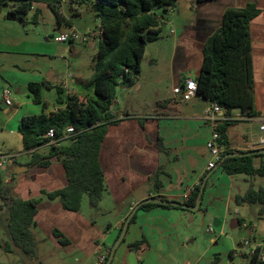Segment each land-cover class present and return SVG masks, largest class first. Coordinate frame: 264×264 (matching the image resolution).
I'll list each match as a JSON object with an SVG mask.
<instances>
[{"label": "crops", "instance_id": "1", "mask_svg": "<svg viewBox=\"0 0 264 264\" xmlns=\"http://www.w3.org/2000/svg\"><path fill=\"white\" fill-rule=\"evenodd\" d=\"M247 4H254L259 10L249 25L254 109L258 115L248 118L239 110H232L225 117L222 111L217 121L232 122L226 133L229 146L237 151L252 150L249 147L259 136V126L264 121V0H178L176 6L165 13L176 15L178 25L163 33V18L161 35L151 43L162 48V51L151 55L152 61L161 59L170 67V96L166 98L155 93L152 104L143 100L135 108L133 103L128 102L134 109L128 106L123 109L121 101L115 96L111 112L117 122L107 127L98 154L105 192L97 208L84 212L81 205L79 212H70L58 200L49 201L40 196L41 190L48 192L66 185L64 170L57 161L47 168L32 167L14 176L6 172L4 182L12 183L14 193L20 198L41 197L32 227L36 249L43 251L44 247L62 251L72 258L67 264H97L100 248L110 249L119 236L125 218L138 203L158 196L169 201L185 202L184 195H190L202 178L205 175L208 178L219 166L217 164L214 169H206L209 155L205 143L212 128L210 121L204 120L202 114L211 103L199 96L179 102L172 89L199 74L202 48L220 26L223 12ZM60 13L67 20L62 10V0ZM75 13L80 11L75 10ZM67 21L73 28V23ZM169 24L171 26V21ZM146 48L147 45L145 52ZM151 81V87L152 84L162 83L159 76ZM142 83L145 84V81L137 78V90L131 98L138 97L136 94L142 88ZM119 89L121 93L125 92L124 87ZM67 92L81 96L87 94L69 89ZM42 101L46 104L44 98ZM56 108L57 105L44 111L49 113ZM43 147L38 148L37 152L44 153L39 151ZM261 162H264V157L253 159L255 167ZM189 212L187 209L159 206L137 209L110 264H139L140 256L149 252L160 261L168 253L177 251L183 241L188 240L187 237L183 238L187 233L185 230L181 233V225L191 220ZM54 229L68 239V245L60 246L57 243L52 235ZM143 239L146 246L140 250L128 248V244Z\"/></svg>", "mask_w": 264, "mask_h": 264}, {"label": "trees", "instance_id": "2", "mask_svg": "<svg viewBox=\"0 0 264 264\" xmlns=\"http://www.w3.org/2000/svg\"><path fill=\"white\" fill-rule=\"evenodd\" d=\"M7 1L16 2L7 16L8 19L22 20L35 4L42 3L57 22L65 21L71 26L60 13L61 0H3L4 3ZM177 1L68 0L69 4L87 6L94 12L95 18L99 21L101 37L93 56V75L85 84L91 88L89 95L66 94L60 86L46 81L28 84L32 102L42 105V111L21 117L17 126L22 150L30 156L23 166L28 171L32 167L47 168L52 162L57 161L61 164L66 177V185L48 192L41 190L40 196L49 201L58 200L67 211L79 212L82 198L86 195L90 208H97L105 192L98 154L107 127L117 122L111 112L116 91L119 87L135 83L140 73L146 45L161 35L164 17L158 14L156 9L165 14L176 6ZM38 12L36 9L31 17L32 23H37ZM258 13L259 10L254 4L226 9L220 26L202 48L199 74L194 78H188L196 84V96L220 106L225 117L229 116L232 110H239L248 118L258 115L254 109V78L249 32L250 22ZM52 87L58 94L57 108L46 113L44 110L47 107L42 101L41 89ZM83 98L85 103L82 102ZM231 124L232 122L228 120L217 123L219 143L228 145L226 133ZM68 126L73 128L75 134L64 138ZM49 129L54 130L57 138H62L58 146L48 144V139L43 137ZM43 146L48 147V150L44 153L37 152L38 148ZM252 150L228 151L217 164L228 175L264 177V162L257 167L253 165V159L264 157V153L228 156L234 153L245 154ZM14 164L21 166L15 161ZM7 171L8 175H16L10 169ZM200 184L191 191L188 200L182 202L183 204L195 205L198 196L201 201L203 192L199 195ZM13 189L12 183L7 184L0 179V200L7 210L6 227L9 236V241L3 244V248L7 253H21L28 258H34L37 242L32 227L35 224L34 218L41 197L22 199ZM154 198L169 202L161 196ZM242 201L249 204L259 203V214H264V190L261 188L256 190L250 185L242 196L235 197L237 204ZM153 206L178 208L169 204L145 203L138 209ZM134 217V215L131 217L129 223L133 222ZM52 235L60 246L69 244L68 239L57 229L53 230ZM144 246H146L144 239L128 244V248L133 251ZM258 251L259 247H256L254 254L248 256L246 262L241 264H258ZM232 254V251L228 254L230 259Z\"/></svg>", "mask_w": 264, "mask_h": 264}, {"label": "rangeland", "instance_id": "3", "mask_svg": "<svg viewBox=\"0 0 264 264\" xmlns=\"http://www.w3.org/2000/svg\"><path fill=\"white\" fill-rule=\"evenodd\" d=\"M63 1V13L80 35L91 33L99 27V21L90 8L69 4L68 0H65V3ZM15 4L14 1L4 3L0 0V151L4 155L13 156L12 160L23 166L30 156L22 150L17 126L21 117L42 111V105L32 102L28 84L40 81L57 86L66 84L69 91L77 90L89 95L91 88L86 87L85 84L94 72L93 56L97 49V41L58 42L57 38L67 34L72 27L65 21L57 22L42 3L36 4L22 20L8 19L7 16ZM36 9L39 11L37 23H32L31 17ZM75 10H79L80 13H75ZM156 12L165 18L163 33L164 30H171L178 25L176 15L163 14L160 9H156ZM169 21L172 23L171 26ZM151 43L153 42L147 44L141 62V73L137 77L145 81L136 94L138 97L131 98L137 90L136 81L131 85L122 86L125 88L124 93H121L119 88L116 91L115 96L121 101L123 109L127 106L134 109L143 100L152 104L155 93L166 98L170 96V67L161 59L152 61L151 55L162 51V48H158L156 46L158 44L152 46ZM155 76H159L162 83L152 84L151 87L149 84ZM4 90L9 92L7 102L2 97ZM87 94L83 95L87 96ZM57 96L54 87L41 89V97L46 101L47 110L56 107ZM128 102L133 103L134 108ZM47 150L48 147L39 149L40 152ZM4 166L5 170L0 168V179L3 181L9 169L7 163ZM250 185L256 190L259 188L264 190V177L228 175L221 166H217L204 185L200 209L189 212L191 220L181 225V233L184 230L187 233L183 238L187 237L188 240L184 243L181 239L183 245L181 244L177 251L168 253L160 261L150 252L140 256L139 264L245 263L250 254L244 243L249 241L252 245H257L264 241V214H259L260 204L235 202V197L242 196ZM81 205L84 212L90 208L86 195L83 196ZM6 218L7 210L0 200V264H67L72 259L62 251L44 247L43 251L36 249L34 258H28L21 253L5 252L3 244L9 241ZM214 220L220 222L218 227L213 226ZM210 228L212 232H208ZM231 251L232 259L228 257ZM73 264L77 263L73 262Z\"/></svg>", "mask_w": 264, "mask_h": 264}, {"label": "built area", "instance_id": "4", "mask_svg": "<svg viewBox=\"0 0 264 264\" xmlns=\"http://www.w3.org/2000/svg\"><path fill=\"white\" fill-rule=\"evenodd\" d=\"M172 32V31H171ZM101 37L100 30L97 28L95 31H92L88 34L80 35L74 28H70V31L67 34L60 35L57 38L58 42L61 43H74L76 41H80L81 43H87L90 41H99ZM60 87L64 89L65 93L67 92L68 88L66 84H60ZM196 84L191 79H186L182 85L176 86L172 89L173 95L176 97L177 101L179 102H186L189 101L191 98L196 96ZM3 100L5 102L9 101V92L7 90L3 91L2 94ZM82 102L85 103V99H82ZM222 112L220 106L215 103H212L209 108L204 110L202 114V118L204 120L210 121V125L212 128L211 134L209 139L205 143V148L208 151L209 160L206 164V169L211 170L214 169L218 162H220L222 155L228 151L234 150L229 145H224L219 143V135L216 131L217 127V117L218 114ZM75 134V131L71 126H68L65 129L64 138H68L70 135ZM44 138L48 139V144L53 146H58L59 142L62 138H57L55 136V132L53 129H49L43 136ZM249 149H264V121L259 126V136L257 137L256 141L253 142ZM11 155H4L0 153V168L5 170L6 167L4 166L6 163L9 165L10 171L15 166L14 161L12 160ZM189 194L184 195V200L187 201L189 198ZM213 230L210 228L208 232H212ZM244 246L248 249V253L251 255L254 254V250L256 247H259V251L257 254V262L258 264H264V241L257 245H252L249 241L244 243ZM109 248H100L98 255H97V264H104L106 262L107 256L109 254Z\"/></svg>", "mask_w": 264, "mask_h": 264}, {"label": "water", "instance_id": "5", "mask_svg": "<svg viewBox=\"0 0 264 264\" xmlns=\"http://www.w3.org/2000/svg\"><path fill=\"white\" fill-rule=\"evenodd\" d=\"M264 153V150L262 149H254L250 152H246L245 154H238V153H234V154H230L228 156H243V155H256V154H262ZM26 171V167L24 166H14L13 169L11 170V172L15 173V174H20V173H23ZM208 176V175H207ZM207 176H205L203 178V181L202 183L200 184V188H199V195L203 192V188H204V184H205V180L207 178ZM145 203H160V204H169V205H172L174 207H178V208H182V209H187L191 212H196L198 211L199 207H200V199H199V196L195 202V205L193 206H188L186 204H183V203H178V202H175V201H169V202H163L159 199H155V198H147L143 201H141L140 203H138L132 210L131 212L127 215V217L125 218L124 220V223L122 225V228H121V231L119 233V236L118 238L115 240V242L113 243V245L111 246L110 248V251H109V255L107 257V260L104 264H110L112 259H113V256H114V253H115V250L117 249V247L119 246V244L121 243V241L123 240L124 238V235H125V232L127 230V227H128V224H129V221L131 219V217L134 215L135 211L138 209V207L141 205V204H145ZM220 225V222L217 221V220H214L213 221V226L214 227H218Z\"/></svg>", "mask_w": 264, "mask_h": 264}]
</instances>
